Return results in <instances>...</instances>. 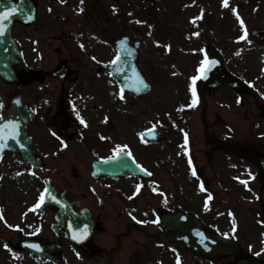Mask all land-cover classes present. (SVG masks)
I'll use <instances>...</instances> for the list:
<instances>
[{
    "label": "flooded vegetation",
    "instance_id": "flooded-vegetation-1",
    "mask_svg": "<svg viewBox=\"0 0 264 264\" xmlns=\"http://www.w3.org/2000/svg\"><path fill=\"white\" fill-rule=\"evenodd\" d=\"M111 1L118 5V23L136 4ZM109 2L0 0V12L19 9L3 22L0 35V58L9 61L1 71L11 74V82L0 78V135L7 131L17 137L10 142V152L0 156V264H234L236 257L194 258L163 229L157 230V202L143 191L144 183L153 179V159L164 139L160 133L156 142L143 140L146 131L154 129L158 135L157 122L142 116L143 98L122 93L121 99L110 77L117 35H110V22L103 15L107 3L109 17ZM128 38L136 41L132 35ZM15 57L21 58L22 67L13 64ZM137 66L140 69L139 59ZM197 96L200 104L191 108L189 118L198 112L201 142L211 147L210 153L201 152L203 161L218 155L219 166L223 155L222 162L247 165L262 174L264 182V134L235 136L238 107L249 97L247 86L240 91L222 85L199 90ZM8 112L14 121L4 124ZM216 127L222 129L221 137ZM125 129L129 139L121 136ZM116 156L111 169H126L130 156L150 176H93L94 165ZM47 187L68 209L89 214L93 231L87 242L77 245L57 236L54 212L45 205Z\"/></svg>",
    "mask_w": 264,
    "mask_h": 264
},
{
    "label": "rangeland",
    "instance_id": "rangeland-1",
    "mask_svg": "<svg viewBox=\"0 0 264 264\" xmlns=\"http://www.w3.org/2000/svg\"><path fill=\"white\" fill-rule=\"evenodd\" d=\"M135 2L136 8L130 10L132 12L130 17L125 18V25L113 18L112 3L108 18L105 12L107 3L103 4V15L110 22V35L129 31L141 41L140 67L153 87L152 93L143 100L141 114L157 122L164 140L157 147L158 153L153 159L156 165L152 170L153 179L144 183L145 197L152 195L161 209H182L195 213L208 228L240 244L245 253L261 258L264 221L260 209L264 208V182L256 181L257 173L246 165L235 166L223 170L227 182H223L222 187L208 184L206 190L200 191V168L193 170L194 175L185 165L189 159L201 167L205 163L201 152L211 147L201 142L203 127L196 118L198 112L194 111L196 113H191L192 118H184L183 123H178L181 122L179 117H184L183 110L198 106L190 98L193 93L189 86L192 79L190 73L201 60L200 49L210 46L225 57L230 68L250 87V97L244 101L246 109L243 105L237 110L236 118L241 123L237 122L239 128L235 136L251 138L257 133H264V126L253 127L250 119L257 115L253 101H264V41L250 35L253 29H264V0H229L228 7L223 5V0H159L153 7L146 8L140 7L139 0ZM245 30L247 38L242 39ZM176 124L181 130L179 135L174 129ZM240 125L249 126V130L240 128ZM213 130L221 137L220 127ZM186 133L192 142L189 155L186 154L187 143L183 144L184 148L179 145ZM121 136L129 139L128 130L125 129ZM132 144L137 146L134 142ZM220 160L222 162L223 158ZM217 162L218 155L212 156L211 163L219 168ZM208 174L221 183L219 169L215 172L208 170ZM259 178L261 180L260 175ZM170 191L175 195L172 203L164 196ZM204 195H210L211 200L205 199Z\"/></svg>",
    "mask_w": 264,
    "mask_h": 264
},
{
    "label": "water",
    "instance_id": "water-1",
    "mask_svg": "<svg viewBox=\"0 0 264 264\" xmlns=\"http://www.w3.org/2000/svg\"><path fill=\"white\" fill-rule=\"evenodd\" d=\"M255 35L263 34L262 32H254ZM263 38V37H261ZM126 43V42H123ZM121 46V44L119 45ZM119 49L120 56V65H122V70L132 65L130 56L127 52H123V47ZM210 56L211 53L208 52ZM119 61L116 62V66L118 67ZM207 67H205L204 73H206ZM6 78V77H5ZM234 80L230 76H228L223 68L217 67L214 72L210 74V80L206 83L199 82L198 88L207 87L212 82L215 85L220 84L221 82H225L228 85H233ZM240 87V86H239ZM147 89V88H146ZM146 89L131 91L133 93H145ZM264 117V113H263ZM162 222L165 227L171 232L172 238L180 244L185 245L189 250L196 254L207 257H217V256H228L232 254H239V249L234 244L228 242L227 240L220 238L218 236L211 235L204 231L199 222L190 217V216H182L181 213L177 212L173 216L163 215ZM237 264H259L253 259H244L242 261H238ZM264 264V263H263Z\"/></svg>",
    "mask_w": 264,
    "mask_h": 264
},
{
    "label": "snow or ice",
    "instance_id": "snow-or-ice-1",
    "mask_svg": "<svg viewBox=\"0 0 264 264\" xmlns=\"http://www.w3.org/2000/svg\"><path fill=\"white\" fill-rule=\"evenodd\" d=\"M81 2H83V0H81ZM223 5L225 6V7H228L229 6V0H223ZM81 11H82V9H81ZM17 13V9H16V7H11V8H5V10L3 11V12H0V35H3L4 34V31H5V28H4V21L5 20H8V19H10L13 15H15ZM236 15H237V17H238V19H239V14L238 13H236ZM138 23H139V21H137ZM240 23H241V25H243V21L242 20H240ZM197 35H198V33H197ZM247 38V32H246V30H245V34H244V37H242V39H246ZM81 47H83V45H81ZM120 60V56H117L116 57V60H114L112 63L113 64H115L117 61H119ZM205 64H208V63H211V64H214L215 63V61H205L204 62ZM201 72H202V74H203V72H204V69L202 68L201 69ZM205 78H206V76H205ZM197 79H199V77H193V85H195V81L197 80ZM140 83L141 84H143V81L142 80H140ZM144 87H147V85H144ZM137 90H139V89H137ZM192 92H193V96H195V87L193 86V88H192ZM123 90H121V99H123L124 97H123ZM196 103V101L195 100H193V104H195ZM82 123H83V121H81ZM5 127H8V125H5ZM54 135H55V133H53ZM126 147V146H125ZM121 149H118V151H120ZM128 155H130V153H128ZM143 170V169H142ZM143 171H146V170H143ZM193 174L195 175V172H193ZM43 200H44V197L43 196H41V202H43ZM39 205H37V207H38ZM0 218H2V215H0ZM6 247H7V245H6ZM33 247H37L36 245H33Z\"/></svg>",
    "mask_w": 264,
    "mask_h": 264
}]
</instances>
